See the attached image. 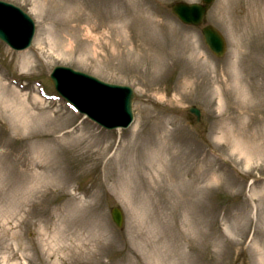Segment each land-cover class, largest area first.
I'll return each instance as SVG.
<instances>
[{
    "label": "rangeland",
    "instance_id": "1",
    "mask_svg": "<svg viewBox=\"0 0 264 264\" xmlns=\"http://www.w3.org/2000/svg\"><path fill=\"white\" fill-rule=\"evenodd\" d=\"M6 1L39 26L26 52L0 42V264H264V0L210 7L220 60L171 13L181 0ZM60 65L132 86L134 124L42 98Z\"/></svg>",
    "mask_w": 264,
    "mask_h": 264
},
{
    "label": "water",
    "instance_id": "2",
    "mask_svg": "<svg viewBox=\"0 0 264 264\" xmlns=\"http://www.w3.org/2000/svg\"><path fill=\"white\" fill-rule=\"evenodd\" d=\"M178 11L185 21L195 24L200 23L203 14V8L197 6L182 5ZM31 25L21 12L0 4V38L16 48L28 47L34 32ZM205 32L214 52L222 55L225 46L221 38L211 27ZM52 76L58 77L56 82L65 96L74 100L76 106L101 124L113 128L127 127L131 123L134 92L130 88L110 86L68 68H58ZM192 111L199 115L197 110ZM120 215L119 210L114 211L115 220L121 225Z\"/></svg>",
    "mask_w": 264,
    "mask_h": 264
},
{
    "label": "bare ground",
    "instance_id": "3",
    "mask_svg": "<svg viewBox=\"0 0 264 264\" xmlns=\"http://www.w3.org/2000/svg\"><path fill=\"white\" fill-rule=\"evenodd\" d=\"M87 1H88V0H85V1H84V5H85V7H86V4H87ZM99 1H100V0H97V2H99ZM103 1H104V0H103ZM92 3L95 4V0H93ZM91 7L95 8L92 4H91ZM92 13H93V14L95 13V10H94V9H93ZM18 95H19V94H17V92L15 91L12 100H9V101H8V103H9L10 106H12V105H16V106H18V105H19V104H15V100H16V97H18ZM21 106H22V105H21ZM12 107L14 108V106H12ZM19 107H20V106H19ZM22 108H23V106H22ZM33 188H34L33 191H34V192H37V190L35 189L36 186H34ZM33 188H32V189H33ZM38 190H39V188H38ZM35 195H36V193H35ZM85 198H86V199H94V198H95V194H91V193L89 192V193L85 194L84 198H79V200H80V199L82 200V199H85ZM77 241L82 242L83 244H86V243H87V241H86L83 237H80V238H79V235H78ZM65 245H66V243L63 244V248H64ZM71 245H74V244H71ZM75 248H76V249H81L79 244H78V245H75Z\"/></svg>",
    "mask_w": 264,
    "mask_h": 264
}]
</instances>
